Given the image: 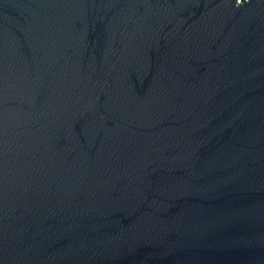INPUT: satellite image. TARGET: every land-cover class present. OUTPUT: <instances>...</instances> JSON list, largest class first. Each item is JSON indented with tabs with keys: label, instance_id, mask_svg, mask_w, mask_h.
Returning <instances> with one entry per match:
<instances>
[{
	"label": "water",
	"instance_id": "obj_1",
	"mask_svg": "<svg viewBox=\"0 0 264 264\" xmlns=\"http://www.w3.org/2000/svg\"><path fill=\"white\" fill-rule=\"evenodd\" d=\"M0 264H264V0H0Z\"/></svg>",
	"mask_w": 264,
	"mask_h": 264
}]
</instances>
